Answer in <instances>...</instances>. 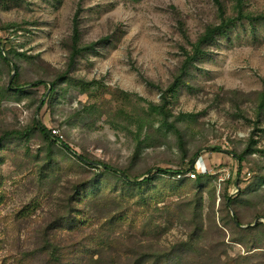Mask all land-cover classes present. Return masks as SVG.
I'll use <instances>...</instances> for the list:
<instances>
[{"label":"rangeland","instance_id":"1","mask_svg":"<svg viewBox=\"0 0 264 264\" xmlns=\"http://www.w3.org/2000/svg\"><path fill=\"white\" fill-rule=\"evenodd\" d=\"M219 1L224 16L214 0H0L17 71L6 91L0 56V264H264V20L217 33L166 95L181 48L236 17ZM77 12L82 45L107 41L68 73ZM164 95L166 124L149 108ZM203 161L220 172L187 177Z\"/></svg>","mask_w":264,"mask_h":264},{"label":"trees","instance_id":"2","mask_svg":"<svg viewBox=\"0 0 264 264\" xmlns=\"http://www.w3.org/2000/svg\"><path fill=\"white\" fill-rule=\"evenodd\" d=\"M233 1L235 2V8L237 9V13H236L237 15L234 19L223 20L219 26H215L213 28L207 29L205 34L203 36H201L195 43L187 42L188 45L190 46L189 51H187L184 47L181 48V51H182L183 56H184V61H183V64L181 66L179 75L175 78V80L173 81L171 86L166 91L167 96L168 95H169V97L173 96L172 94L175 93L176 88L178 87V85H180V82H182V79L185 76L187 70L190 67H192L194 65V63L197 61V58L200 57L204 53L203 48L205 46H207L212 41V39L214 38V36L217 33L226 29L228 26L232 25L235 21H242V20L246 19V20H249L250 23H254L256 21L264 20V16H258V17L253 18V17H247L242 13V8H243V4H244L245 0H233ZM214 2L218 8L220 15L224 16V11H223V8H222L220 1L214 0ZM71 25H72V29H71V36L69 38L68 59H67V61H68V64H67L68 71L67 72L68 73L72 69L75 68L79 59L83 58L89 52L95 51V49L98 45H101L103 42L107 41V38L106 39L103 38L97 42L89 43L87 45H82L81 41H80V22H79L78 12L73 17ZM0 56H1V59L3 61H5L6 64L9 65L10 63H13L12 59H10V57H8V55H7V57L2 56V54ZM13 65H14L13 71L15 72L14 77L16 78L17 77L16 65L14 63H13ZM13 83L14 82L12 80L10 86H8V89L6 91H8L13 86ZM33 84H35V83H33ZM36 84H43V82L39 81ZM55 85H56V83L51 84V89H50L51 92L54 91ZM32 86H35V85H32ZM83 90L85 92H87L89 90V87L86 86V88ZM14 92L21 93L22 91H21V89H14ZM166 95H164V97L161 100L162 104H163L162 106H153L151 104L149 105L151 113L160 116L165 124L168 123V120H169V116L165 112V106H164L167 102V98H169ZM43 105H44V102L42 103V106ZM263 110H264V92H262V95H261V101L259 104V110L258 111L261 112ZM35 125H37V130L45 141H50L53 138V136L50 134V131H48L44 126L38 125V124H35ZM15 133H17V132H9L6 135H8V136L14 135ZM2 138H0V144L4 140V136ZM55 142H59L61 144L62 148H64L66 151L72 153V150L68 147V145L62 143L58 139L55 140ZM253 144H255V143H253ZM253 152H255V151H252V153ZM249 153H251V151ZM72 154H74V153H72ZM235 158L239 162V166H238L237 171H236V175H237L236 178H238L239 173H240V167H241L240 164L243 161V157L242 156H235ZM80 160H82L83 163L88 162V160L84 157L83 158L80 157ZM97 163L100 164V166H102V168L104 169L105 172H109V173L114 174V175H120V177L123 181L131 183L129 185L132 186L134 190L140 191L141 186L148 181V180H143V181L134 180V181L129 182L128 177L126 176V174L124 172L119 171L116 168H114L110 165H107L103 162H97ZM190 163H191V161H190ZM158 171H159V173L165 174V175L166 174H168V175L169 174H175V172H171L170 170L158 169ZM176 173L179 174V172H176ZM203 177H206V176H204V175L198 176V178H203ZM226 182H228V181H226ZM231 203H232L231 200H229L228 205H231Z\"/></svg>","mask_w":264,"mask_h":264},{"label":"built area","instance_id":"3","mask_svg":"<svg viewBox=\"0 0 264 264\" xmlns=\"http://www.w3.org/2000/svg\"><path fill=\"white\" fill-rule=\"evenodd\" d=\"M215 167L214 166H211L208 162L206 161H203V162H199L197 164V167L195 168V171L192 170V171H189V173L187 174V177L189 178H192L194 179L196 174L198 175H209V174H212V173H219V169H217V171H215ZM228 178V177H227ZM222 182H223V179L221 178Z\"/></svg>","mask_w":264,"mask_h":264},{"label":"water","instance_id":"4","mask_svg":"<svg viewBox=\"0 0 264 264\" xmlns=\"http://www.w3.org/2000/svg\"><path fill=\"white\" fill-rule=\"evenodd\" d=\"M13 77H14V73H12L11 76H10V79H9V82H8V86H10V84H11V82H12V80H13ZM49 90H50V89H49ZM41 104H42V103H41ZM37 124L40 125L38 121H37ZM193 164H194V162L192 163L191 166H193ZM235 224H237L236 221H235ZM237 225H238V224H237Z\"/></svg>","mask_w":264,"mask_h":264}]
</instances>
